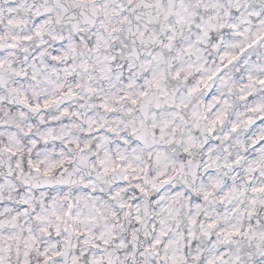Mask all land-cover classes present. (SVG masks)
Here are the masks:
<instances>
[{
    "label": "snow or ice",
    "instance_id": "6c2138e0",
    "mask_svg": "<svg viewBox=\"0 0 264 264\" xmlns=\"http://www.w3.org/2000/svg\"><path fill=\"white\" fill-rule=\"evenodd\" d=\"M0 264H264V0H0Z\"/></svg>",
    "mask_w": 264,
    "mask_h": 264
}]
</instances>
